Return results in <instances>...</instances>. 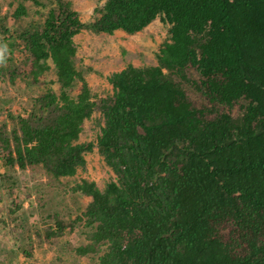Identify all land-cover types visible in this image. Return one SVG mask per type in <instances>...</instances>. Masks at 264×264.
Returning <instances> with one entry per match:
<instances>
[{"label": "trees", "instance_id": "obj_1", "mask_svg": "<svg viewBox=\"0 0 264 264\" xmlns=\"http://www.w3.org/2000/svg\"><path fill=\"white\" fill-rule=\"evenodd\" d=\"M95 14L82 22L68 0L0 13V81L31 94L28 119L4 122L0 102L4 168L41 166L51 187L74 178L94 151L85 122L107 118L96 145L114 179L74 181L72 201L89 200L75 215L54 209L49 238L77 231L88 264H264V0H105ZM157 19L156 64H128L93 93L75 37L135 35Z\"/></svg>", "mask_w": 264, "mask_h": 264}, {"label": "rangeland", "instance_id": "obj_2", "mask_svg": "<svg viewBox=\"0 0 264 264\" xmlns=\"http://www.w3.org/2000/svg\"><path fill=\"white\" fill-rule=\"evenodd\" d=\"M9 1L0 0L2 15L7 12ZM68 1L73 4L81 21L86 24L93 22L97 16L96 8L102 7L105 3V0ZM166 37V27L159 19L135 35L123 32L105 35L84 30L74 39L77 48L75 64L88 70L86 80L89 87L93 93L104 97L111 90L107 78L120 72L128 64L135 67L155 65V53ZM3 50L0 48V55ZM0 93L4 122H7L8 113L28 119L29 113L22 110L31 94L22 83L12 85L8 80H5V83L0 81ZM106 122V115L102 112L94 113L85 122L80 141L94 144V151L86 158V171L74 178L53 182L52 187L41 166L27 168L24 171L15 167L14 171L10 172L11 168H4L3 161H0V174L12 173L14 177L12 184L0 182V264H52L58 256L62 258L64 264L67 262L88 264L86 259L83 260L76 254L83 243V238L77 231L72 234L67 231L65 238L57 234L51 239L47 230L51 227V231L57 233L52 218L54 209L63 213L70 210L75 215L78 212L76 208L80 210L88 202V198H79L77 205L72 201L68 188L74 181L81 179L94 181L102 190L107 182L114 179V174L99 156L96 145L97 137ZM18 207L21 208L16 210ZM12 211H15L13 216L19 218H10ZM19 246L23 250H31L33 258L27 259L18 251Z\"/></svg>", "mask_w": 264, "mask_h": 264}]
</instances>
